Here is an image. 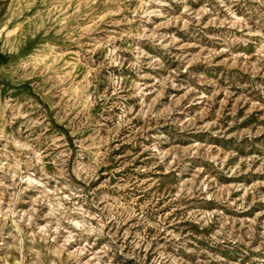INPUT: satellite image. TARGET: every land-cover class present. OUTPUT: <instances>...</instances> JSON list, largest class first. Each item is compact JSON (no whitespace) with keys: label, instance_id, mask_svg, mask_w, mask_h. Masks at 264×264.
I'll return each instance as SVG.
<instances>
[{"label":"rangeland","instance_id":"374dc122","mask_svg":"<svg viewBox=\"0 0 264 264\" xmlns=\"http://www.w3.org/2000/svg\"><path fill=\"white\" fill-rule=\"evenodd\" d=\"M0 264H264V0H0Z\"/></svg>","mask_w":264,"mask_h":264}]
</instances>
